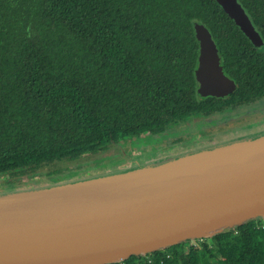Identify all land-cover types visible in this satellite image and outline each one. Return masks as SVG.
<instances>
[{
  "label": "trees",
  "instance_id": "1",
  "mask_svg": "<svg viewBox=\"0 0 264 264\" xmlns=\"http://www.w3.org/2000/svg\"><path fill=\"white\" fill-rule=\"evenodd\" d=\"M237 2L264 42V0ZM194 22L209 31L222 73L235 82L227 99L196 94ZM262 99L264 45L256 48L216 0H0L7 189L70 181L62 164ZM259 223L116 264H264Z\"/></svg>",
  "mask_w": 264,
  "mask_h": 264
},
{
  "label": "water",
  "instance_id": "2",
  "mask_svg": "<svg viewBox=\"0 0 264 264\" xmlns=\"http://www.w3.org/2000/svg\"><path fill=\"white\" fill-rule=\"evenodd\" d=\"M257 48L237 0H216ZM194 80L200 98L235 90L206 27ZM264 217V135L106 176L0 195V264H116Z\"/></svg>",
  "mask_w": 264,
  "mask_h": 264
},
{
  "label": "rangeland",
  "instance_id": "3",
  "mask_svg": "<svg viewBox=\"0 0 264 264\" xmlns=\"http://www.w3.org/2000/svg\"><path fill=\"white\" fill-rule=\"evenodd\" d=\"M248 111L249 113L245 114ZM229 115H233V118L241 115L238 117V121L243 125L246 124L250 126L235 129L231 132L232 134H224L222 138L224 140L219 143L225 144L237 142L239 140H249L264 135V100L254 105L237 109L230 114L225 113L224 115H217L215 119L218 122H223L224 116ZM203 120L204 119L189 121L186 125H180L179 127L177 126L169 129L167 133L163 135H151L147 133L142 135L140 139L134 138L124 141L120 146L104 148L102 152L91 158L83 157L75 163L64 164L65 166L62 164L61 167L65 168L63 170H70L69 172L74 173L70 181H76L87 178L93 179L99 176L103 177L117 173L120 170L155 164L167 159H174L184 154L199 151L210 144L208 141L209 139L203 132L204 127H207ZM236 121L237 120H235V122H229L230 124L224 122L223 126L214 127L210 129L208 133L210 135H221L223 131L229 130ZM221 130L222 133H220ZM233 132L239 133L233 135ZM219 143L207 148L217 146ZM2 182L3 180L0 179V195L19 190H33L35 188L48 186L51 183L46 178H43L40 180L36 179L21 182L15 189H7L6 184ZM262 219H264V217Z\"/></svg>",
  "mask_w": 264,
  "mask_h": 264
},
{
  "label": "flooded vegetation",
  "instance_id": "4",
  "mask_svg": "<svg viewBox=\"0 0 264 264\" xmlns=\"http://www.w3.org/2000/svg\"><path fill=\"white\" fill-rule=\"evenodd\" d=\"M260 35V34H259ZM261 38V37H260ZM262 40V39H261ZM263 41V40H262ZM263 45H264V42H263ZM263 45L260 47V48H258V49H261L262 47H263ZM256 47V46H255ZM257 48V47H256ZM218 51V50H217ZM219 56V55H218ZM220 59V58H219ZM221 61V60H220ZM220 69H221V65H220ZM224 75V74H223ZM227 77V76H226ZM228 78H230V77H228ZM230 79H232V78H230ZM233 80V79H232ZM234 81V80H233ZM235 83V82H234ZM197 88H198V85H197ZM235 88H236V85H235ZM232 93V92H231ZM230 93V94H231ZM229 97V96H228ZM227 97V98H228ZM215 98V97H214ZM226 98V99H227ZM222 99V98H221ZM264 99H262V100H260V101H263ZM259 102V101H258ZM257 103V102H256ZM256 103H254V104H256ZM254 104H251V105H254ZM251 105H247V106H241V107H238V108H236V109H234V110H228L229 112H227V111H225V112H223V113H216V114H214L213 116H211V117H208V118H198V119H191V120H189V121H192V120H200V119H204L203 120V122H205L206 123V125H207V127H204V129H203V132H204V134H206V137L209 139L208 141H209V143L210 144H208L207 145V147H209V146H213V145H216L217 143H219V142H221L222 140H224V139H222L223 138V135L224 134H226V133H230V134H232L231 132L233 131V130H235V129H239V128H243V127H246V126H250V125H243V124H241L239 121H238V117H240L241 115H239L238 117H236V118H233V115H229V116H224V120H223V122H221V121H216V117H217V115H224L225 113H232V112H234V111H236L237 109H240V108H244V107H248V106H251ZM252 111H255V110H252ZM249 113V111L248 112H246L245 114H248ZM235 120H237L236 121V123H233V126L229 129V130H226V131H223V134H221V135H219V134H214V135H210L209 133H208V131L210 130V129H213L214 127H218V126H223L224 125V122L225 123H227V124H230L229 122H235ZM188 121V122H189ZM188 122H186L184 125H186ZM221 122V123H220ZM220 133H222V130L220 131ZM239 133V132H238ZM237 132H233V135H237L238 134ZM241 133V132H240ZM180 140V139H179ZM182 140V139H181ZM215 140V141H214ZM180 142V141H179ZM217 142V143H216ZM224 142H226V141H224ZM224 142H222V143H224ZM221 143H219L218 145H220ZM207 147H205V148H207Z\"/></svg>",
  "mask_w": 264,
  "mask_h": 264
},
{
  "label": "built area",
  "instance_id": "5",
  "mask_svg": "<svg viewBox=\"0 0 264 264\" xmlns=\"http://www.w3.org/2000/svg\"><path fill=\"white\" fill-rule=\"evenodd\" d=\"M258 220L260 221L259 227L264 230V219H256L255 221L257 222Z\"/></svg>",
  "mask_w": 264,
  "mask_h": 264
}]
</instances>
